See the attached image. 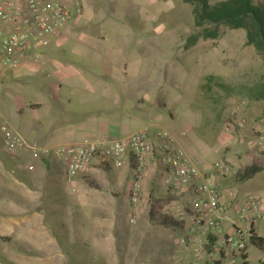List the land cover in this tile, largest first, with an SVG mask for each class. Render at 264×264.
Returning <instances> with one entry per match:
<instances>
[{
  "label": "rangeland",
  "instance_id": "374dc122",
  "mask_svg": "<svg viewBox=\"0 0 264 264\" xmlns=\"http://www.w3.org/2000/svg\"><path fill=\"white\" fill-rule=\"evenodd\" d=\"M81 1L84 12L79 19L72 18L61 35L45 46L31 50L26 61L3 78L0 94L3 118L30 144L45 148L47 134L55 127L53 131L46 127L45 110L38 107L50 101L60 115L70 112L77 118L85 107L97 103L102 108L100 118H105L106 107L113 101L104 95L96 101L88 86H94V82L100 84L101 76L114 82L116 76L107 63L121 60L128 66V72L120 74L125 87L114 82L116 85L112 88L119 91L123 100L127 94L131 95L132 98L127 100V112H133L129 107L135 106L137 96L143 102L145 123L166 127L173 133L184 129L193 141L191 146L200 149L196 155L189 151L194 160L203 164L216 161L229 164L235 173L224 184L234 186L240 197L243 195L239 187L245 194L261 196L258 189L249 187L250 182L241 185L238 181V174L248 166L255 163L264 166V101L249 99L240 92L242 87L264 82V54L247 45L246 31L221 24L217 38H200L196 44L188 46V38L199 35L209 25L197 26L193 7L184 0ZM218 1L221 0H209L211 4ZM211 75L234 87V94L227 96L218 87L211 93L202 91L204 77ZM81 83L79 89L77 86ZM83 86L88 87L87 90ZM56 99L59 102L57 108ZM156 117H164V120L159 122ZM181 120L186 123L184 128ZM143 126V121L133 120L128 128L133 133ZM185 147L189 150L186 142ZM22 156L7 154L0 138V159L10 168H25L20 164L32 161L35 168L32 171L36 170V173L40 169L48 171L49 164L55 170L63 171L60 159L51 153L41 155L47 156L44 165L41 156L37 158L29 153ZM125 168L129 167H112V170L120 173ZM121 172L126 178L129 176V171ZM17 174L33 184L41 183L44 178L39 172L31 176L27 170L17 171ZM102 176L107 179L106 185H111L110 176L106 173ZM159 178L158 173L151 172L141 203L134 206L139 211L131 214L128 207L122 215L123 223L128 226L139 222L138 228L145 234L144 242L35 237L34 221L15 222L0 232V264H135L139 257L145 264H189L191 253L183 250L180 244L161 241L158 228H148V223L156 224L151 219V192L156 198L166 193ZM9 182L17 193L18 183ZM81 184L85 185L80 179L77 186L80 189ZM57 189L52 195V191L44 194L43 202L55 204L56 211L47 209L46 212L56 214L54 230L60 236L64 234L62 226H65L68 211L61 207L66 201L61 186ZM42 196L34 192L24 201L40 203ZM124 199L123 196L117 200ZM18 200L16 194L9 197L8 216L15 218L19 214ZM170 202L164 205L161 214L174 216ZM49 224L53 226L52 222ZM142 248H145L143 255L137 254ZM100 249L104 252L102 257ZM93 251L97 252L92 255ZM260 252L254 245L247 247L249 264H258Z\"/></svg>",
  "mask_w": 264,
  "mask_h": 264
},
{
  "label": "built area",
  "instance_id": "2783aa9c",
  "mask_svg": "<svg viewBox=\"0 0 264 264\" xmlns=\"http://www.w3.org/2000/svg\"><path fill=\"white\" fill-rule=\"evenodd\" d=\"M83 12L81 0H0V94L7 73L22 65L31 50L61 35ZM0 138L11 156L28 152L37 158L47 153L58 157L73 188L94 161L111 168L127 165L132 172L130 201L136 206L150 173H158L166 192L176 197L171 206L182 231L178 243L191 253L189 264H244L250 239L264 220L261 197H240L234 186L224 184L235 173L232 167L194 160L182 139L164 127L146 124L113 140L90 138L41 148L30 144L0 112ZM20 167L34 169L29 164Z\"/></svg>",
  "mask_w": 264,
  "mask_h": 264
},
{
  "label": "crops",
  "instance_id": "0c3cea01",
  "mask_svg": "<svg viewBox=\"0 0 264 264\" xmlns=\"http://www.w3.org/2000/svg\"><path fill=\"white\" fill-rule=\"evenodd\" d=\"M107 65L114 71V75L116 76V78L113 77L115 78L113 79L115 80L114 82L119 83L120 86L123 85L125 87V83L123 79L120 78V74L128 72L127 64H125L121 60H116L115 63L108 62ZM114 82H110L109 78L107 79V77L101 76V80L99 82L100 84L94 82V86H88L92 89V93L95 95L96 101L99 100L103 95L109 96L113 101V103L110 102L106 107L107 114L105 115V118H100L99 115L101 114H99V112L102 108L97 103H93L85 107L82 113L79 116L77 115V118L71 116L70 112L60 115V113H57V111L54 110L53 105H50V101H48L45 106L40 105L38 109H42L43 107V109L45 110L44 118L47 120L46 123L48 125L46 127L52 131L55 127V130L52 133L47 134L46 139L48 140L44 142V147L52 148L55 145L57 146L62 143H76L90 138H107L113 140L116 138L124 137L129 133L131 134L132 131H130V128L128 127L133 120H141V122L143 121L144 125L147 124L145 123L147 121L142 110L143 102L139 101L138 97L136 96L137 103L135 104V106L129 107L131 108V110H133V112H127V100L129 97H131V95L127 94V97L125 98V100H123L122 97L118 95L119 91L112 88L116 85V83ZM82 83L77 86L79 89L81 88ZM88 87L83 86V89L87 90ZM124 87L123 89L125 90ZM54 102L56 103L58 102V100L56 99V101ZM58 105L59 102L55 104L56 108L58 107ZM32 107L36 108V106ZM54 113H57L59 115ZM187 116L188 118H190L189 114H187ZM156 119H158V121L160 122V120H164V117H162V119L156 117ZM180 124L182 125V128L186 126V123L183 120L180 121ZM186 132L187 131L183 129L175 132L174 134L179 136L184 144L185 142L187 143V146L189 147V150H187L188 153L190 151L195 155L199 154L200 149L191 146L193 145V141L188 138L189 135H187ZM56 141L62 143H57ZM25 154L28 156V152H24L23 156ZM41 158L44 165V163H46L47 156H42ZM16 162L18 164L17 160ZM31 162L32 161H29L27 164L33 165V163ZM0 166H2L0 167V232L6 231L9 223L16 222L17 224H25L28 221L32 220L34 221L35 225L33 229V234L35 237H43L42 235H47L46 237L53 238L127 242L145 241V234L141 229L138 228L139 222H137L135 226H128L127 223H123L124 219L122 218V215L128 207L131 209V214L132 211H139V208H134V206L136 205L132 204L130 201V182L132 180V172L131 170H128L129 168L121 170L126 172L129 171V176L126 178L121 171L120 173L114 172L110 166H106L107 168H103L101 166L104 165H102L99 161H94L85 171L78 175L77 179H75V187L73 188V186L69 185L66 182L64 171L55 170V168L52 167L51 164L47 165L48 171L46 172L42 169L37 170V173L39 172L40 175L44 177L42 182L37 184L31 183L28 178L21 177L17 174V171L27 170L32 176L33 174H37L36 170L35 172H33L35 168L33 169V171H30L27 168H10L6 165V162L2 161L1 159ZM101 172L106 173L108 174V176H110L111 185H106L105 182L107 179L102 176ZM80 179L83 183H85V185L81 184V186H83L81 187V189L77 187ZM9 180H13L15 184L18 183L19 188L17 189V193L11 187V181L9 182ZM247 182H250L249 187L258 189L260 191L261 196H258L262 198L264 208V170L260 173H257L252 179L246 181V183ZM89 184L95 186L96 188H92V186H90ZM242 184L243 183H241V185ZM58 185L61 186V191L66 196V201L64 202V205H61V207L68 211L66 216L67 222L65 221V226H62L65 229L63 231L64 234H61L60 236H58L57 233H55L56 231L54 230V225L57 224V220H55L56 214H48L46 212L47 209L56 211L57 208H54V203H50L47 201L43 202L44 196H46L44 194H49L51 191V195L56 193V190L58 191ZM239 188L240 194L244 195L245 192L241 187ZM34 192L43 194L42 201L40 203L38 202L39 204L25 203L24 200L28 198V196H32V193ZM13 194H16L19 198V203H17L19 214L15 218L8 216V213L6 211V208L9 206V197ZM161 194L164 195L165 192ZM163 195H160V197H162ZM123 196L125 197L124 201L117 200L122 198ZM151 196L155 197V194L151 192ZM224 197L225 199H228L227 195H224ZM100 214L105 215L101 216ZM97 220L99 222L98 226ZM51 222L53 223V226H50L49 223ZM46 226H49V229ZM150 227L158 228V234L161 241L169 243L171 245L179 244L177 237L182 235V231H180L179 228H168L157 223L151 224V222L148 223V228ZM257 234L259 237L264 238V220L257 224ZM82 244L85 243L83 242ZM143 250L145 251V248L138 249L137 254L143 255ZM95 252L97 251H93L92 255ZM99 253L101 257L102 254H104L103 250L101 251V249ZM249 258V254L247 253L245 264H249ZM135 261V264H145V261L142 257L137 258V260ZM258 264H264L263 250H261V252L259 253Z\"/></svg>",
  "mask_w": 264,
  "mask_h": 264
},
{
  "label": "trees",
  "instance_id": "16d2710c",
  "mask_svg": "<svg viewBox=\"0 0 264 264\" xmlns=\"http://www.w3.org/2000/svg\"><path fill=\"white\" fill-rule=\"evenodd\" d=\"M193 7V17L195 24L203 27L205 24L209 28H204L202 33L188 38L187 45L191 46L198 42L200 38L215 39L219 32V25L226 24L234 29H244L246 31L247 45L253 46L258 52L264 54V1L262 0H221L211 4L209 0H184ZM205 82L201 85V90L211 93L214 87L220 88L224 94L230 96L234 94L235 88L221 81L213 75L205 76ZM240 92L252 100L264 101V82H260L251 87H242ZM105 167L108 166L105 162ZM264 170V166L257 163L248 166L243 172L238 174L239 181L244 183L252 179L257 173ZM151 198V219L157 224L165 227L178 228L179 224L170 215L161 214L164 205L176 199L169 192L162 197ZM250 245L256 246L264 251V238L254 233L250 239ZM247 258V257H246ZM245 264V263H244Z\"/></svg>",
  "mask_w": 264,
  "mask_h": 264
},
{
  "label": "bare ground",
  "instance_id": "6f19581e",
  "mask_svg": "<svg viewBox=\"0 0 264 264\" xmlns=\"http://www.w3.org/2000/svg\"><path fill=\"white\" fill-rule=\"evenodd\" d=\"M95 139H96V138H95ZM262 150H263V149H262ZM263 151H264V150H263ZM229 163H230V162H229ZM228 165H229V164H228ZM246 167H247V166H246ZM235 168H237V167H234V169H235ZM232 169H233V168H232ZM153 175H154V174H153ZM235 175H236V174H235ZM150 177H151V176H150ZM155 177H156V176H155ZM153 178H154V177H153ZM155 179H156V178H155ZM148 180H149V179H148ZM159 180H160V178H159ZM238 181H239V180H238ZM149 183H150V182H149ZM130 184H131V182H130ZM153 190H154V189H153ZM144 192H145V191H144ZM148 192H149V190H148ZM144 194H145V193H144ZM171 196H173V195H171ZM158 197H159V196H158ZM174 197H175V196H174ZM145 198H146V197H145ZM171 202H172V201H171ZM171 202H170V203H171ZM140 206H141V205H140ZM168 206H169V205H168ZM168 206H167V207H168ZM169 209H170V208H169ZM166 210H167V209H166ZM168 211H169V210H168ZM171 213H172V212H171ZM169 214H170V213H169ZM171 216H173V215H171ZM180 231H181V230H180Z\"/></svg>",
  "mask_w": 264,
  "mask_h": 264
}]
</instances>
